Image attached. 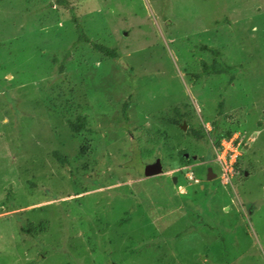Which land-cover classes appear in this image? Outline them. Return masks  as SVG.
Listing matches in <instances>:
<instances>
[{"label":"rangeland","instance_id":"1","mask_svg":"<svg viewBox=\"0 0 264 264\" xmlns=\"http://www.w3.org/2000/svg\"><path fill=\"white\" fill-rule=\"evenodd\" d=\"M67 2L0 0V264H264V0ZM215 57L229 72L202 71ZM227 129L247 167L229 185Z\"/></svg>","mask_w":264,"mask_h":264},{"label":"trees","instance_id":"2","mask_svg":"<svg viewBox=\"0 0 264 264\" xmlns=\"http://www.w3.org/2000/svg\"><path fill=\"white\" fill-rule=\"evenodd\" d=\"M56 3H58L60 5H67L68 2H67V0H56ZM79 32H80V34H79L78 40L85 41V42H90V39L85 34H83L82 31H79ZM92 46L96 50H98L99 52L103 53L104 55H107V56H110V57H113V58H116L118 56V51H117V49L115 47H109L107 45L98 44V43H95V42H92ZM231 68H232L231 66H227V65L223 66L219 61H217L216 57L214 58L212 63H206V62L202 63V71H204L207 74L208 73L221 74V73H224V72H229V70ZM62 69H63V67H62V65H60V69L59 70L61 71ZM126 108H127V104L125 103L123 105V116L127 119V114H126L127 109ZM174 111H175V113L177 115V118L172 119V123H173V125L178 126L179 123L183 119H185V114L184 115L180 114V112H179L177 107L174 109ZM67 120H68L69 127L74 132H79V131L84 130V129L90 130V128L87 127V125L85 123L84 117L77 116L74 120H69V119H67ZM211 125H212V127L208 131L207 134L209 135V137L212 138V133H214V132H216L218 130L217 120H212L211 121ZM205 133L206 132H205V129H204L203 125H199V127H197V128L189 126L188 129L184 132V134H186L187 137L192 138V139H194L196 141H199L203 137H205L204 136ZM232 133H233V131L231 129H227V130L219 132V134H215L214 135L215 137H214V139L211 142L212 145L214 146V150H215V147L219 146L220 141H221L222 138H228L229 136H231ZM185 153H186V149H180L175 154V156L178 158L177 162L181 166H188L194 160L191 155L185 156ZM53 155L56 157V159L60 163H62V164L65 163V158L62 157L57 150L53 151ZM240 160H241V158H239V156H238L236 161L233 164V168L235 170V175H239V176L243 177L245 170H247V167H246V165H243L240 162ZM183 170H181V171L183 172ZM192 172H193L194 177H196L195 174H194V170ZM247 172L248 171H246V173ZM196 178H198V177H196ZM208 180H210V179H208ZM44 227H45V224L42 221L39 222L36 225L31 222V223H28V224L22 226L20 228V231L25 233V234H28L29 236H31L30 234L32 232H33L32 235L36 234V232H41V231H43Z\"/></svg>","mask_w":264,"mask_h":264},{"label":"built area","instance_id":"3","mask_svg":"<svg viewBox=\"0 0 264 264\" xmlns=\"http://www.w3.org/2000/svg\"><path fill=\"white\" fill-rule=\"evenodd\" d=\"M240 146V140H238L237 135H231L230 137L223 139L220 142V145L215 148V160L219 163L220 166V174L219 179H224V184H231V179L234 174L233 164L236 161L238 154V148ZM185 178L189 180L186 176ZM192 173V172H190ZM189 181H196L198 179L194 177L192 173V179Z\"/></svg>","mask_w":264,"mask_h":264},{"label":"water","instance_id":"4","mask_svg":"<svg viewBox=\"0 0 264 264\" xmlns=\"http://www.w3.org/2000/svg\"><path fill=\"white\" fill-rule=\"evenodd\" d=\"M185 124H182V127H184ZM211 168H208V173H207V179L211 178V174H210ZM162 172V165L160 163V159L157 158L155 159L153 162L146 164L145 168H144V174L145 176H150V175H155V174H159ZM175 177H173L174 180Z\"/></svg>","mask_w":264,"mask_h":264},{"label":"clouds","instance_id":"5","mask_svg":"<svg viewBox=\"0 0 264 264\" xmlns=\"http://www.w3.org/2000/svg\"><path fill=\"white\" fill-rule=\"evenodd\" d=\"M233 134V133H232ZM231 134V135H232ZM230 137V136H229ZM223 139H226V138H222L221 139V141L223 140ZM220 141V142H221ZM220 145V144H219ZM216 148V147H215ZM213 150H214V146H213ZM214 160H215V150H214ZM219 164V163H218ZM220 167V166H219ZM178 169H177V166L175 165V163L173 162V168H172V170L168 173V175L169 176H171V175H173L174 173H175V171H177ZM162 172H163V169H162ZM193 173V172H192ZM192 173H190V172H188V173H186V176H187V178L189 179V180H191L192 179ZM185 174V173H184ZM210 174H212V172L210 171ZM219 174H220V172H219ZM213 175V174H212ZM235 175V170H234V174H233V176ZM174 177V176H173ZM217 177H218V180H219V182H220V179H219V175H217ZM233 178V177H232ZM197 179H199V178H197ZM210 179H212V178H210ZM188 180V181H189ZM231 181H232V179H231ZM199 182H200V180H199ZM229 185V184H228ZM176 191L180 194V195H184V194H186V192H187V187H185V186H183V185H176Z\"/></svg>","mask_w":264,"mask_h":264},{"label":"flooded vegetation","instance_id":"6","mask_svg":"<svg viewBox=\"0 0 264 264\" xmlns=\"http://www.w3.org/2000/svg\"><path fill=\"white\" fill-rule=\"evenodd\" d=\"M213 176H214L213 178L217 177V175H216V174H213Z\"/></svg>","mask_w":264,"mask_h":264}]
</instances>
